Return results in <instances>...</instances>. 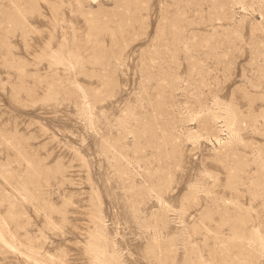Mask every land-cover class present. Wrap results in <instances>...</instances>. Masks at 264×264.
<instances>
[{"label":"rangeland","instance_id":"374dc122","mask_svg":"<svg viewBox=\"0 0 264 264\" xmlns=\"http://www.w3.org/2000/svg\"><path fill=\"white\" fill-rule=\"evenodd\" d=\"M0 264H264V0H0Z\"/></svg>","mask_w":264,"mask_h":264},{"label":"bare ground","instance_id":"6f19581e","mask_svg":"<svg viewBox=\"0 0 264 264\" xmlns=\"http://www.w3.org/2000/svg\"><path fill=\"white\" fill-rule=\"evenodd\" d=\"M5 241V240H4ZM30 251V250H29ZM31 254V253H30ZM115 258V257H114Z\"/></svg>","mask_w":264,"mask_h":264}]
</instances>
